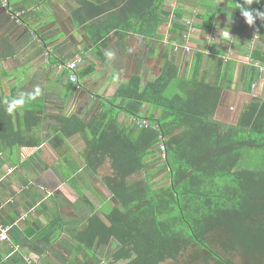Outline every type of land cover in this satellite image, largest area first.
<instances>
[{"label": "trees", "instance_id": "16d2710c", "mask_svg": "<svg viewBox=\"0 0 264 264\" xmlns=\"http://www.w3.org/2000/svg\"><path fill=\"white\" fill-rule=\"evenodd\" d=\"M166 1L114 0L109 6L101 4L91 13L101 14L100 18L95 21L96 17L90 16L94 19L84 25L85 32L92 43L100 42L103 47L105 37L115 29L164 38L159 26L173 16L169 30L176 35L171 39L181 42L184 35L179 32L190 29L188 21L210 31L217 14L236 17L240 4L247 7L244 0H223L200 10L171 11L165 7ZM115 5L118 8L109 11ZM251 7L264 12V0H253ZM171 50L172 44L167 43L155 78L144 81L141 75L133 74L119 84L113 96L104 98L103 109L88 122L72 113L57 127L66 136L76 132L83 135L87 166L93 173L99 172L106 160L111 170L101 176L116 201L108 210L102 209L109 224L92 214L87 229L77 236L78 247L93 254L98 244L115 238L119 244L115 257L124 259V264H239L234 258L237 254L262 261L264 98L245 105L236 124L217 120L223 89H231L234 83L232 66L219 58L209 79L208 70L203 69L204 53L196 52L192 64L183 69ZM92 71L94 66H88L79 70L78 76ZM253 79H248L249 85ZM72 85L69 80L67 89ZM172 85V94H167ZM145 105L149 106L146 111ZM119 111L136 119L147 118L150 125L138 128L136 124H120ZM18 119L17 128L13 121L0 122L1 133L7 134L0 137V146L5 142L40 145L39 135H22L39 128L40 116L27 108ZM160 135L165 144L164 169L170 177L162 186H158L146 160L155 153ZM250 152L259 154L255 163L246 162ZM56 222L52 241L62 228L60 220Z\"/></svg>", "mask_w": 264, "mask_h": 264}, {"label": "crops", "instance_id": "0c3cea01", "mask_svg": "<svg viewBox=\"0 0 264 264\" xmlns=\"http://www.w3.org/2000/svg\"><path fill=\"white\" fill-rule=\"evenodd\" d=\"M111 1L114 0H0V122L13 121L17 128L19 114L22 116L30 108L40 116V126L22 135L37 134L41 138L38 146L10 142L0 146V231L8 227L7 239H0V264H107L108 259L102 260L99 251L112 238L98 244L92 254L78 247L77 236L87 229L92 214L109 224L102 209L108 210L116 201L101 180L107 174L101 170L106 164L109 170V162L106 160L99 172L93 173L87 166L83 135L76 132L66 136L57 127L64 116L72 113L88 122L101 112L104 98L113 96L119 84L131 75L139 74L144 81L155 78L167 43L172 44L176 62L186 67L173 48L176 40L171 37L176 33L169 30L173 16L159 26L164 38L115 29L105 37L106 46L92 43L84 25L94 19L90 16L96 17L95 21L100 18L101 14L91 15L96 6H109ZM217 2L224 1L167 0L165 7L171 11L193 10L189 5L193 4L194 10H200L202 6L214 7ZM114 7L118 8L115 5L109 11ZM188 23L190 29L179 33L200 48L192 60L196 52L204 53L206 49L202 51L204 45L198 43L204 40H200L217 34V49L204 53L203 69L208 70L211 79L219 58L232 66L234 83L231 89H223L215 118L236 124L245 105L264 98V71L260 69L264 65V21L256 18L255 24L248 25L240 11L236 17L217 14L210 31ZM78 58L82 59L79 70L94 66L87 83L103 94L82 86L81 77L67 89L69 72L62 65ZM249 78L253 79L252 85L248 84ZM36 87L41 90L36 99L26 100L11 113L7 111L8 101L22 94L27 96ZM147 109L145 105L144 111ZM117 120L127 126L135 124V118L123 111L117 113ZM1 129L3 126L0 137L6 136ZM58 219L62 228L52 241L51 232L57 228ZM116 262L124 264L125 260L116 258Z\"/></svg>", "mask_w": 264, "mask_h": 264}, {"label": "rangeland", "instance_id": "374dc122", "mask_svg": "<svg viewBox=\"0 0 264 264\" xmlns=\"http://www.w3.org/2000/svg\"><path fill=\"white\" fill-rule=\"evenodd\" d=\"M182 1H185V0H177V2H179V3H181ZM194 2H195V0H194ZM190 6H192V8L194 9V5L193 4H189ZM170 8H172V6L170 5ZM171 22H172V18H171V20H170V25H171ZM216 38H217V34L215 33V35H213V34H210L209 36H208V38H207V40L206 39H202V40H200V41H202L203 42V40H204V43H198V45H201V46H203L204 45V48H201L202 49V51L204 50V53L205 54H207V53H212V52H214V49H217V47H216V45H218V43H216ZM175 42H177V41H174V43ZM184 43H188L190 46H191V48H192V50H190V51H187L186 52V50H184L185 52H182V49H181V47L179 48V50H175V51H177L176 53H178L179 55H178V60L179 61H181V65H183L184 63H185V65H188L189 64V62L192 60V57H193V53L195 52V51H199V50H197V49H200V48H198L199 46H197V45H193L192 46V43H190V39L188 40V42H187V36L185 37L184 36V39H183V41L181 40V42L180 41H178L177 42V44H179V45H182V44H184ZM195 43V42H194ZM176 44V43H175ZM175 44L173 45V47L175 46ZM197 44V43H196ZM163 48H164V45H163ZM181 49V50H180ZM181 51V52H180ZM184 53V54H183ZM177 56V55H176ZM175 56V54H172V57H176ZM206 56V55H205ZM163 59H164V57H163V54H162V61H163ZM175 60V59H174ZM82 62V59H81V61H80V63ZM175 62H176V60H175ZM79 63V64H80ZM177 64H178V62H176ZM185 67V66H184ZM182 68V67H181ZM92 73V72H91ZM90 73V74H91ZM90 74H88V75H86V76H84V77H82V80H80V82H81V84H82V86H88V83H87V81L88 80H90L91 81V78H90ZM88 88H89V90L91 91V92H94V93H97V94H103L104 93V91H102V90H99V91H95V89H94V87L92 86V84L91 85H89L88 86ZM174 88V85H172L171 87H170V89L168 90V92H167V94H172V92H173V89ZM88 96H90L89 95V93H88ZM157 147V149L155 150V153L154 154H152V155H150V156H148L147 157V161H150V164H149V166H148V168H150V169H152V171H153V173H154V176H155V180L156 181H158V186H162V185H167L169 182H170V177H169V175H168V172H167V170H165L164 169V159H163V154H162V152L161 151H159L158 150V145L156 146ZM257 158H259V154L258 153H256V152H250L249 153V156L248 157H246V162H250V163H255V161L257 160ZM107 164H106V168L102 171L101 170V173L102 174H105V173H108V172H111V170L109 169H107ZM44 173H45V171H43ZM53 179V178H52ZM51 183H52V181H50ZM217 242V241H216ZM218 243V242H217ZM219 244V243H218ZM102 246V245H101ZM119 248V244H118V241L115 239V238H112V241L109 243V244H107V245H103L102 246V248L100 249V251H99V254H101L100 256H102L103 258H101L102 260L104 259V260H106V259H108V260H106L105 262L107 263V264H119L120 262H116V263H114L115 262V259H116V257H115V254H114V251L116 250V249H118ZM216 248H219V246H216ZM110 254V255H109ZM108 255L110 256V257H108ZM243 255H240V254H237V255H235L234 256V258L236 259V261L239 263V264H264V259L262 260V261H260V260H257V259H251V258H246V257H242ZM108 257V258H107ZM100 258V257H99ZM94 258L92 257V260H93ZM168 264H172V263H168Z\"/></svg>", "mask_w": 264, "mask_h": 264}, {"label": "built area", "instance_id": "2783aa9c", "mask_svg": "<svg viewBox=\"0 0 264 264\" xmlns=\"http://www.w3.org/2000/svg\"><path fill=\"white\" fill-rule=\"evenodd\" d=\"M4 5L6 6L7 2ZM185 37H186V35H185ZM180 47L186 51L191 50V47L188 43H184L182 45H179L176 43L174 46V49L179 50ZM80 61H81V58H78V59H74L72 61H68L62 65L69 72L68 78L72 83H78L79 82L78 69H79ZM260 69L264 71V65H261ZM135 123H136L138 128L148 127L150 125V120L147 118H144V117L137 118V119L135 118ZM159 139H160L159 144H158L159 150L162 152L163 156H165L164 136L160 135ZM7 231H8V227H4L0 231V239H7V237H8Z\"/></svg>", "mask_w": 264, "mask_h": 264}, {"label": "clouds", "instance_id": "9594fccd", "mask_svg": "<svg viewBox=\"0 0 264 264\" xmlns=\"http://www.w3.org/2000/svg\"><path fill=\"white\" fill-rule=\"evenodd\" d=\"M244 3L247 5V7L240 4L239 8L241 10L242 16L245 18L246 23L248 25L255 24L257 17L264 20V12H260L259 10L252 9L251 5L253 3V0H244ZM40 93H41L40 88L36 87L32 92L28 93L27 96L22 94L18 97L12 98L10 101L7 102L8 103L7 111L10 113L13 112L17 108L21 107L26 102V100L36 99L40 95Z\"/></svg>", "mask_w": 264, "mask_h": 264}]
</instances>
